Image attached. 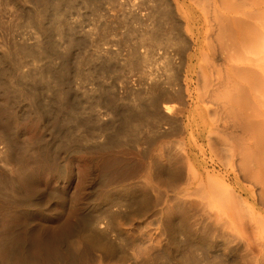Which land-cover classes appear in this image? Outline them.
I'll list each match as a JSON object with an SVG mask.
<instances>
[{
	"label": "bare ground",
	"instance_id": "obj_1",
	"mask_svg": "<svg viewBox=\"0 0 264 264\" xmlns=\"http://www.w3.org/2000/svg\"><path fill=\"white\" fill-rule=\"evenodd\" d=\"M40 1L38 0V3ZM78 1L79 0H42L41 4L40 3L38 4L40 6L36 8V10H33L31 8L33 7V5L30 4L29 6L31 5L32 6L28 7L27 6L28 3L26 4L24 0H0V171L2 173L4 170L7 171L10 165L12 166L15 165V168H16L15 171L18 176L17 178L18 179L26 178L25 180H27L31 176V171H30L31 166H29L28 164L30 162H28V160L26 159L25 154H22L23 156L21 157H17V156L15 157L14 150H17L16 148H22L23 149L22 151L23 152L25 151L26 154L28 152H33V151L40 152L42 150L44 152L46 148L50 149L52 147H54L52 149H55L57 151L56 148L59 149L58 146H60L61 144L67 143L69 140L70 141L74 140L75 142L73 141L72 143L71 141L70 146L66 147L65 149H64L65 146H61V150H64L63 151L64 156L65 155L73 156L74 154H78V152L81 153L82 150L84 149L86 152L87 151L86 149L90 148L91 150V148H93V145L85 144L84 146L83 143H85V141L82 143L83 137L87 135V141L89 142L90 140V143L93 141L94 143L96 142L95 149H101V150H104V152L99 151L101 152L99 155H95L94 152H93L94 155L88 154L89 161L87 160L86 161L89 162V164L86 162L88 165L87 164L85 165L88 166V170H90L93 175L94 174L98 175L99 173L101 177L98 178V180L96 181L97 182L96 184L92 182H88V184L87 182L85 183L83 182L84 184H81V185H83L82 189L86 187L85 189L87 190L89 198H94L96 197V195L99 196L100 198L99 200L101 203L100 208L103 209L102 212H105V213L108 212V215L110 218V225H111L110 229L114 227V223L117 217L121 213V212L119 213V210L117 209L113 210L112 208L114 206L122 205V203L124 202L128 206V209H129L126 212V215L128 214V216L131 214H138L139 216L150 214V216L152 215L157 216L159 220L160 230L158 228H154V232H150V233L147 232V233L139 234L138 239L134 237H125L124 242L123 241L120 243L115 242L109 239L108 227L103 228L104 224L102 223L104 221L100 219L101 213L99 212L100 214L98 213L96 214V210L99 207L97 206L98 208H96V205L94 204L93 206L86 207L82 211L81 218L78 216L80 219L74 218L70 221V226H69L70 229L67 233H64V234L59 233L60 235L57 238L55 237V240L54 238L53 239L49 238V236L47 237L43 236V238L45 239L43 243L51 246V248L49 247L50 249H52L51 244L52 243L55 244L56 249L54 248V250H56L57 253H56V258L52 257L53 259H55L53 261V264H236L238 261H236L235 263L234 260H231L234 257L233 255L229 259L228 257H226V255L224 256L219 251L221 245L219 247L218 244L214 245L208 242L209 238H213L211 237L212 234H215V235L220 234V237H223L225 241L229 240L228 235L230 233H228V235L226 234L227 233L225 231L226 224L224 222H221V220H218L214 222L215 224L214 226H212L211 224V226L207 227L206 225V228L203 227L205 228V230H203V233L200 232V234H197L195 233L193 229L195 228L194 227L195 223L192 221V218H191L192 212H190L189 210L190 209H192V211L198 210L199 204L197 205L194 202L192 204H189V208H185V209H182V211H178L179 203L177 201H178L179 192H181V190H183L184 188L189 187L190 185L194 184L193 179L196 177L195 176L196 174L198 177H200L199 181H202L203 179H205L204 177L207 178L208 176L206 175L204 176V173H203L206 171L205 168L203 167L201 168L199 165L198 166L195 165L193 161L194 155L190 149H187V147L184 148L183 152L182 151L177 152L178 150H180L179 148L180 145L179 147L176 146V148L177 147L179 148V149L177 148V151L170 149L171 151H169V153L167 154L159 153L160 149L163 150V148H158L159 152H155V149L157 148V145H159V144L156 145V143L159 142L162 137H171L175 135L176 133H178L175 131V127L173 124L175 120L178 121L179 116L184 117L185 114H187L186 113L187 108L182 106L183 108H180V109L177 108L178 110H175L176 106L173 103L172 104L175 107H173L174 109L172 108V110L173 111L175 110V111L174 112L171 111V106H170L171 100L169 101L167 97H170V99L177 98V100L179 98V100L183 102L180 105L186 104L188 100L193 102V104L195 102L198 104L200 103L207 104L208 101L210 100L213 102L212 98L215 95L218 96V92L224 86H225L224 90H226V88H228L226 87L227 84L230 83L231 85L232 83L235 82L237 86V84L242 82L243 80L240 78H244L245 76H246L245 78L248 79V82L250 81L249 77L251 78V76L249 75H251L250 73L254 71V70L252 71V68H253L252 65H255V64L257 65L258 61L260 60V57H259V60L257 59L258 60L257 61L255 60L256 57L254 58L253 56H251V54L246 53V55L247 54L249 55L247 56V59H246L243 56V53L246 51L254 53L256 49H258L257 48L258 39H260L258 38V35L260 36V34L258 33L257 35L258 25L261 27L260 29H262L264 26V23H262V21L261 22L258 21L259 20L258 17H260L261 15L258 14L257 16L256 9H255L256 7H260V5L256 6V4L254 3V0H210V1L208 0L209 3L206 4L207 3L206 2L204 5L198 4L197 2L199 0L197 2L195 0H173L175 1V4H172V1L170 0H156V2L159 1L157 3H159L160 5L162 4L163 6L165 5V6L162 7L161 5L160 7H162V9L160 8V10H158L155 7L153 8L151 7V11L148 15L149 16L148 18L151 19V23H149L148 28L145 27L146 28L145 29L142 26L144 29L140 31L138 30L140 28H138L137 30L139 31V35L138 36L136 35L137 36L136 38L131 37L132 34H133L132 36H134V32L136 30L133 27L135 30L131 28V29H128L127 33H125L126 30L124 31V33L127 36L123 37L121 35L122 37H120L119 39H116L118 37L113 39L112 37L110 38V36H113L112 34H115L114 31L116 29L112 30L113 27H115V24H117L118 26L124 25V23L126 22L124 18H126V15L128 14L122 13V15H124L123 18L122 17L120 18L121 16L120 15L119 19H116V17L118 16L117 15L115 16V19H111L110 12H109L111 10H107L106 8L107 6L104 7L103 5L104 2L101 3L102 0L100 1L99 0H82L85 3H88L89 6L92 7V9L94 10V14L96 15V19H95L96 23L94 26L96 27V36H93L95 35L94 30L92 31L88 30V33H90L89 38L91 37L90 38V40L92 41L91 45H93V47H95V49L99 53L91 52L88 54V52L85 51L87 48L86 47L84 50L86 53H83V51L82 53L83 55L84 54H87V55L81 56V54L79 53V50L83 46L82 44H83L84 38L82 39L81 33L79 34L81 35V37L76 35L77 34L75 30L76 25L74 24V22L79 21V20H76V21L74 19H73L74 21L71 20L72 18L70 19L69 14H68V13H71V11L73 12V9L76 10L78 9V7H81L78 5ZM112 1L115 2L116 0H112ZM150 1L152 3V1L154 0H150ZM257 1L259 0H256V3H259V4L260 2L261 3L264 2V0H260L259 2ZM107 2L110 3L111 1L107 0ZM204 2L205 1L203 0V3ZM129 4H133V2ZM152 4H155V3H152ZM123 5L124 4H122V6ZM147 7L150 8V6H147ZM140 9H142V7ZM260 9L262 10V7ZM257 10L260 13L259 9ZM75 12L76 11H74V13ZM79 13H82V12L80 11ZM129 13L132 14L133 12L131 11ZM132 15H134V13ZM93 16L94 15H92V17ZM102 17L106 19L104 21H100L102 20L101 19ZM131 17L134 19L133 16ZM91 20H93V18ZM148 22H150V20ZM259 22L261 25L259 24ZM18 23L19 24L21 23L20 24L21 26H18ZM130 23L128 25L129 28L133 25L132 24L130 26ZM142 23L141 24L139 23V24L142 25ZM134 24H136L137 26L138 22ZM125 25H127V23ZM260 29H259V32H261L262 34L263 31H260ZM87 36L88 35L86 34V37ZM89 38L87 39L89 40ZM260 41L263 42L262 40ZM184 42L186 43L192 42L194 46H193L192 51L190 50L188 53L185 54L186 59H183L182 61L184 64L183 71L178 73L174 69V64H175L174 63L175 60L173 58L174 52L171 49L176 48V51H179V53H181L183 49L187 48V47L184 48V44H185ZM260 44L264 46L263 43H260ZM87 45L90 46V42L87 43ZM89 46H88V49H89ZM113 46H115L117 49L113 48ZM142 47H145V50L143 52L141 49ZM208 47L212 49V50H208L209 52L212 51L211 52L212 54L210 55V58H209V55L207 56L208 58H206L205 56V58L208 59V61L205 59V61H207V63L205 62L206 65L208 64V69L205 72H202L203 78L201 79H203L202 83H204L203 84L204 89L201 90L203 87L200 89L199 87L200 84L197 83L199 82L198 79L200 78L198 77L199 74L197 75L198 64H195L193 62L194 60L196 61L201 55V53L204 52V49ZM161 48H163L164 51ZM159 49H161L164 52L162 53V55H160V57L161 56L164 57L163 60H165L164 61L165 64H163L162 61H160L163 65L162 67L160 66L159 67L160 69L162 68L167 71L168 70L170 71V72L168 71L169 75L166 80L162 79L163 71H161V73L153 72L151 71V69L148 68L151 66V65L149 66L150 63L153 65V63L151 62L152 59L154 60V63H155V59L157 58H155L154 56H156V54L161 51V50L159 51ZM126 50L127 52L125 54L123 51H126ZM261 50L264 51V49H261ZM181 54H183V52ZM118 58L124 59V63L122 61L120 65L123 63L122 65L125 66L126 69L127 67H129L130 69L138 67L140 69V72H142L141 73L142 76L140 75L141 77L137 75L140 77V78L137 77V79L138 78L140 79L139 84L141 86H139L138 84V86L137 87L135 86V88L130 83L131 81L130 78L132 77L133 73L132 75L131 73L130 74L122 73L123 78H121V82L119 83H122L121 86L124 88L123 92L127 90L125 92H128V94H126L125 97H121V98L119 97V98L121 100L122 98L124 100L126 98H128L127 100L131 99V101H129V104H126L127 102L126 103L123 102V104H121V102H119V98H116L117 97V94H116L115 98H116V101L118 100L119 103L115 102V100H111L112 102L108 104L106 103L107 105H105L104 111L99 110L101 108V105H100L101 98L100 99L97 98L99 100L96 101V103L97 105L98 104L100 105V108H97L99 106L94 105L95 104L94 103L93 105L91 104V106L89 107L92 110L91 112L87 113L89 111L88 110L87 112L85 111L87 114L86 113L84 114L82 112L81 113L79 112L78 114L73 106V101L76 99L71 92V89H72L71 87L73 84H75V87L77 88L76 91H79V88L82 89L81 84L79 85L78 82L75 81L76 77L78 78L81 77L83 80H86L87 83H90L88 82L89 81L88 79H92V77H90L92 72L90 73L89 68L86 69L88 71L84 69L87 67V65L85 67L80 68V67H77L78 65L76 66L75 64L76 63L79 64V61L82 62L83 64L84 63L86 64L87 62H90V61L94 62L95 60L99 61L100 59V63L98 65L100 66L101 64L103 68L105 67L104 70H111L110 69L111 67L109 66L112 63L111 64L109 63L112 61L115 62L114 60ZM255 61H257V63ZM262 61L264 62V60ZM119 62L117 60L118 64ZM251 66L252 68H250ZM155 67L157 69L156 65ZM205 67L207 68V66H203V68ZM257 69L260 70L259 65ZM100 70H103V69H100ZM178 70H180V68ZM118 71L121 72L120 69ZM132 71L134 72V70ZM261 71H263L262 67H261ZM115 72H117V69ZM119 72H117L115 77L120 74ZM129 72H131V70ZM257 72L255 73L257 74ZM112 73H114V71ZM137 73L140 74L138 71ZM258 73H259L258 74L259 76L262 72L261 73L258 72ZM107 74H108V71H107ZM247 74H249L248 77H247ZM103 75L105 74L103 73ZM261 75L262 76H259V77H262V79L259 78L258 79L259 82H261V80L262 82L264 81L263 79L264 73H262ZM239 79L241 81H239ZM246 79L244 80L247 81ZM254 79L251 78L252 82L256 83L253 81ZM83 80L81 82H84ZM114 80H117V79L114 78ZM117 81H120V80L118 79ZM137 81L138 80H136V82ZM237 81L239 82L237 83ZM255 81H257V79H255ZM196 83L199 85H195ZM135 84L136 83H134V85ZM262 84L263 83H261V85ZM90 85L92 86L93 83ZM117 85L119 86V84ZM254 85L255 84L251 86L250 85L249 86L246 85V86L254 87ZM86 86H88V84ZM234 86L231 89H234L236 87ZM119 88L120 87H118V89ZM238 88L236 89L237 90L236 92L241 90V88L240 89ZM87 89L84 88V90H87ZM106 89L107 88H105V90ZM253 89H255V87ZM97 90L99 89L97 88ZM247 90H248L247 94L249 96L250 89H247ZM242 91H246V90H244L243 88ZM84 92H85L84 94L83 92L81 94H83L84 97L88 96L86 95L87 91H84ZM89 93H90V90H89ZM255 93L256 92H254V94ZM98 94L101 95L103 93L100 92ZM120 94H124V93H120ZM79 97H83V96H79ZM99 97H102V95ZM112 97L113 98L111 99H115L114 96ZM218 98L220 99V97ZM95 99L92 98V100H95ZM166 99L168 100V102L164 101ZM87 100H90V99H87ZM219 101L221 100H218L217 102L219 103ZM217 102L215 104L217 105L218 108L217 107L216 108L218 109V112L221 113L222 108L224 107L225 103L224 105H222L223 103L220 102L221 105L223 106L222 107L221 105H218ZM174 103L179 105L177 102H174ZM101 104H105V103H101ZM78 105L80 104L78 103L77 106ZM214 109H215V106L213 110ZM229 110L230 111L228 110L226 111H228V113L229 112L231 113L233 111L231 110V108ZM237 111H234L233 115L230 114L231 115L230 117L234 116V119H235L234 114ZM218 112L215 110V113H218ZM228 113L226 112L223 116H225ZM104 114H107L109 117L112 115L111 123L117 124L116 130L117 129L121 130V128L123 127L126 130H128V131L125 130L126 132H129L132 135L131 136L129 133H127L128 137L129 136L131 137L130 144H128L130 145V147L125 148V144L127 145V143H125L123 146L122 141L125 142V140H122L121 142H122V146L124 147V149L119 148L118 150H116L114 148L115 149L114 150L112 148L113 151H111L110 148L116 146L115 144H118L119 141L115 143L116 141L114 142L113 140H111L110 133H109V139H107L108 129H110L111 125H109L110 121L109 122L106 121L108 122L107 125L102 122V119H103L102 116ZM213 114H214V111H213ZM217 116L215 115L216 118ZM223 116L221 117V121L226 117V116L225 117ZM243 117H246V116L244 115ZM15 118L17 120H25L26 118H36L43 129L42 135L40 133L39 134L41 136H38L35 134V136H38V137L35 139H32V141L31 140L29 142L28 141L24 142V140L22 141L21 140L22 136L20 133L21 130L19 131V129L17 128L16 126L17 122L15 121ZM217 120L218 119H216L215 122L219 121ZM233 120L229 122H232ZM180 122H179L178 127H181ZM184 124H185V127L187 128L188 123H184ZM215 127L216 128L218 127V130L220 129L222 130L220 126H215ZM251 127H252V122L249 123L246 120V118L245 119L239 118L238 120H236V122H234V127L232 128H235V130L237 129V131L240 130L243 135L248 130H251ZM144 128L147 129V131H145L146 133H143L144 131H142V129ZM42 129H40L41 132H42ZM112 129L113 128H111L110 130ZM138 129H139V132L141 131V133L137 135ZM176 130H179V129H176ZM231 130L233 129H230V131ZM105 131H107L106 132L107 134H105ZM237 131H236V135L241 136L240 135L241 133ZM225 132L227 133V130ZM104 134L106 136L105 138L106 140L103 138V141H100L99 140L100 137L103 136ZM142 134H145V135H142ZM252 134L250 135L252 136ZM115 135L117 136L116 133ZM234 135L235 134H233V136ZM246 135L248 134L246 133ZM166 139L167 138H165L164 140ZM175 139L177 140V138H174V140ZM250 139L252 140V138ZM171 140L172 139H170V141ZM141 143H145L143 144V146L144 145H147V146L142 147V149L140 150H135L134 147L135 146L137 147L138 145L140 146ZM165 144L168 145V143H165ZM67 145H69V143H67ZM86 145L88 146L86 147ZM173 145L175 146L176 143ZM119 146H121V144ZM160 146H161V143H160ZM174 146L171 145V148ZM235 147H236V144H235ZM176 148L174 147V149ZM52 151L53 150H51V156H52ZM56 151H55V154H56ZM59 151L60 149L57 152ZM239 151H236L237 155L238 153L240 155ZM241 151H243L242 148H241ZM23 152H20V153H23ZM47 152H48V149H47ZM90 153L93 154L92 152ZM29 154H27L26 156L29 157ZM33 155L34 153L31 154V156ZM38 155L39 153L36 155L37 158H38ZM48 155L50 156V152H48ZM234 156L235 155H233L232 157ZM32 158H34V156ZM233 159H235V157ZM241 159H243V157ZM245 159L246 158H244V160ZM244 160L243 162H245ZM239 162H240V159H239ZM38 164L41 165L40 163ZM135 164H138L144 167L145 168L144 170H146V172H144L145 180H143L142 178V181H144V183H142L141 181V184H139L140 182L138 181L139 182L138 184L126 185L124 182H119L118 179H117L118 182H116L112 178L115 175L114 172L120 169H123V168L125 169V167H132ZM239 166H241V163ZM35 167L37 166L35 165ZM15 168L13 167V170ZM244 168L246 169V166ZM241 169L243 170V166ZM251 169H253V167ZM187 170L194 171L195 174L194 176L192 175L194 178H192L191 176V178L189 179L188 174L186 176ZM244 171L246 170H243V172ZM248 171L249 169L247 170V172ZM106 172H109L107 174L110 177L105 176ZM5 173L3 174L4 176H5ZM9 173L11 174V172ZM236 173L239 175L238 172ZM251 173L249 175L244 174V173H243L244 175L243 174L241 175L243 176L247 175L250 177ZM1 175L0 177H3ZM253 175H251V177ZM0 179L2 180V178ZM8 179L9 178H7L6 180ZM15 179H16V176H15ZM31 179H32V176H31ZM16 181L17 179L14 180L11 177V179L8 182L9 185L12 187L13 191L14 190L16 191V188H18L19 186V185L17 186ZM4 182L2 185H6ZM27 183L24 185V190H26L25 187ZM133 183H135V181ZM96 186H103V188L101 187V190L98 192L96 190ZM58 190L59 188H55L53 191H51L52 193L50 195L53 197L58 192ZM7 191L9 192V190ZM2 192H5V191H2ZM1 200L4 201L3 197L1 198ZM9 201L10 200H7V202ZM42 201H44L43 198H42ZM4 202H2V204ZM21 202H22V205H24V208L26 209V213L29 214L28 216L29 222L27 221L28 223H26L28 224V227L24 233L26 234L25 235L26 238L24 237L23 240H21L22 236H19V234L21 233H19V231L16 233V229L13 227L14 225L12 226L13 227L12 228L9 223L10 219L7 217L6 214L2 213L3 215H0V264H31L32 255L30 253L29 248L32 243L29 245L28 240H31V238L30 239L28 238H29V232L31 231V228L33 225V221L30 220L31 218H33V216L30 217V214H32L33 212L32 211H31L32 213L30 211L27 212V210H30V207L32 205H34L35 203H39V202L37 201V199L33 200L32 198H29V197L22 198ZM9 203L8 205H10ZM2 207L0 205V208ZM7 208L9 207L7 206ZM49 208H51V206H49ZM24 211L23 213H25ZM194 213L195 212H193V214ZM13 215L16 216L17 214L16 215L13 214ZM14 216L12 217L10 215V217L13 219H14ZM31 221H32V225H31ZM52 221L54 220L52 219ZM221 226L225 229L222 230ZM219 227L221 228V231H220L221 233L219 232ZM179 233H183L184 237L181 238L179 236L181 238L179 239L178 237ZM164 241L165 242L167 241L168 245H164L163 243ZM229 242L231 243L230 240ZM135 243H137V247L132 252H130L129 251L130 244H135ZM227 243L228 242L226 241V244ZM233 245L231 244L230 246H228L227 244V246L223 249V251L229 252V251L235 250L234 247H231ZM20 247L22 248L21 250H19ZM51 253H53V251ZM229 254H232V253L229 252ZM160 259H162V263L159 262L161 261Z\"/></svg>",
	"mask_w": 264,
	"mask_h": 264
},
{
	"label": "rangeland",
	"instance_id": "obj_2",
	"mask_svg": "<svg viewBox=\"0 0 264 264\" xmlns=\"http://www.w3.org/2000/svg\"><path fill=\"white\" fill-rule=\"evenodd\" d=\"M25 2H26V4H27V6L28 7H31L32 5H33V7H31L33 10H36V8H38L40 5H38L39 3L41 4V2H42V0L38 3V0H24ZM100 1V0H99ZM111 2V4L110 3H108L107 2V0L105 1V0H102V2L101 3H103V5H104V7H106L107 8V10H111V11H109L110 12V17H111V19H115V16H117L116 17V19H119V16H120V18L122 17L123 18V16L124 15H122V13H124V14H128V15H126V18H124L125 19V23H124V25H122V26H118L117 24H115V27H113V29L112 30H115L114 31V33L116 34H112L113 36H110V38L112 37L113 39H115L116 37H118V38H116V39H119L120 37H124V36H127L125 33H127V31H128V29H131V28H133L134 30H135V32H134V36H132L131 35V37H134V38H136L138 35H139V31L140 30H143L145 27L146 28H148L149 26V23H151V19L150 18H148L149 16V13H150V11H151V7L153 8V7H155V8H157L158 10H160V8L162 9V7H164L162 4V7H160L161 5L159 4V3H157V2H159V1H157L156 2V0H154V1H152V3H155V4H152L151 3V1L150 0H116L115 2L114 1H112V0H110ZM123 1H124V3H123ZM130 1V2H129ZM144 1V2H143ZM170 1H172V4H175V1H173V0H170ZM196 2L198 1V0H195ZM205 2L203 3V0H202V2H201V0H199L197 3L198 4H201V5H204L206 2V4H208L209 2H208V0H204ZM210 1V0H209ZM260 1V0H259ZM259 1H257V2H259ZM81 4H80V3ZM83 2V3H82ZM109 4H107V3ZM126 2V3H125ZM131 2H133V4L135 5H133V4H129V3H131ZM142 3H143V5H142ZM150 3H151V5H150ZM203 3V4H202ZM254 3L256 4V6H259L260 5V7H256L255 9H256V13H257V16H258V14H260L259 16L260 17H258V21H262V23H264L263 22V20H264V17H263V13H264V2L263 3H261L260 2V4L259 3H256V0H254ZM30 4H32L31 6H29ZM36 4H37V6H36ZM122 4H124L123 6H122ZM139 4V5H138ZM141 4V5H140ZM254 4V5H255ZM78 5L79 6H81V7H78V9H73V12L71 11V13H68L69 14V18L71 19V20H79V21H76V22H74V24L76 25V35H78L79 37H81V35H82V39L84 38V41H83V46H84V48H83V46H82V50L80 49L79 50V53L81 54V56L83 55V53H86V52H88V54L89 53H91V52H98L96 49H95V47H93V45H91V43H92V41L90 40V38H89V34L90 33H88V30H94L95 31V35H93V36H96V27H94L95 26V23H96V15L94 14V10L92 9V7L91 6H89V4L88 3H85L84 1H78ZM114 5V6H113ZM115 5H116V7H115ZM127 5H129V6H127ZM145 5V6H144ZM154 5V6H153ZM34 6H36V7H34ZM139 6V7H138ZM147 6H150V8H148ZM157 6V7H156ZM88 7H90V8H88ZM116 9H115V8ZM125 7H127V8H125ZM130 7V8H129ZM136 7V8H135ZM142 7V9H140ZM254 7V6H253ZM262 7V10H263V12H262V10L260 9ZM35 8V9H34ZM108 8H110V9H108ZM112 8V9H111ZM113 8H114V10H113ZM122 8V9H121ZM131 8H133V9H131ZM139 8V9H138ZM146 8H148V9H146ZM81 9V10H80ZM89 9V10H88ZM124 9H125V11H124ZM135 9H137V10H135ZM257 9H259V11H260V13L258 12V10ZM82 12V13H79L80 11ZM116 10V11H115ZM129 10V11H128ZM74 11H76L75 13H74ZM78 11V12H77ZM119 11V12H118ZM133 12L134 13V15H132V14H130L129 12ZM149 11V12H148ZM90 12V13H89ZM121 12V13H120ZM142 12V13H141ZM262 12V13H261ZM77 13V14H76ZM111 13H112V15H111ZM117 13V14H116ZM119 13V14H118ZM136 13V14H135ZM148 13V14H147ZM78 14H79V16H78ZM83 16H85V17H83ZM85 14H87V15H85ZM141 14V15H140ZM146 14V15H145ZM72 15V16H71ZM92 15H94L93 17H92ZM130 15V16H129ZM136 15V16H135ZM114 16V17H113ZM131 16H135L134 17V19L131 17ZM145 18H144V17ZM147 16V17H146ZM79 19H78V18ZM81 17V18H80ZM88 17H89V19H88ZM93 18V20H91L92 18ZM110 17H109V19H110ZM127 17H129V18H127ZM137 17H138V19H137ZM141 17V18H140ZM262 17V18H261ZM86 18V19H85ZM91 18V19H90ZM136 18V19H135ZM143 18V19H142ZM83 19V20H82ZM102 20H100V21H104L106 18H101ZM128 21H127V20ZM130 19V20H129ZM148 19V20H147ZM18 20V19H17ZM73 20V21H74ZM136 20V21H135ZM150 20V22H148ZM72 21V22H73ZM93 21V22H92ZM135 21V22H134ZM139 21H141V22H139ZM18 22V21H17ZM20 22V21H19ZM87 22V23H86ZM91 22V23H90ZM131 22V23H130ZM133 22V23H132ZM138 22V24H137V26H136V24H134V23H137ZM143 22V23H142ZM260 22H259V24H260ZM127 23V25H125ZM129 23H130V28H129ZM142 23V25H140V24ZM144 23H146V24H144ZM21 24V23H20ZM19 23H18V26H21ZM78 24V25H77ZM83 24V25H82ZM91 24V25H90ZM92 24H93V26H92ZM87 25V26H86ZM261 25V24H260ZM23 26V25H22ZM78 26V27H77ZM84 26V27H83ZM92 26V27H91ZM144 28H143V27ZM263 26V25H262ZM81 27V28H80ZM83 27V28H82ZM88 27V28H87ZM117 27V28H116ZM120 27H122V28H120ZM128 27V28H127ZM137 27V28H136ZM95 28V29H94ZM138 28H140V29H138ZM145 28V29H146ZM261 27L258 25V29H257V35H258V33L260 34V36L258 35V38H260V39H258V49H256V51L254 52V53H252V52H244L243 53V56L247 59V56H249L248 54H251V56H253L254 58L256 57V59L255 60H259V57H260V60L258 61V64L256 65H252L253 66V68H252V66L250 67V68H252V71L253 72H251L250 74L251 75H249V74H247V77H248V75L249 76H251V78L252 79H257V81H255V79L253 80L254 82H256V83H253L252 82V80H251V78L249 77V82H248V79H246L245 77L244 78H240V79H243L242 80V82H240V83H238L239 81H241L240 79H239V81H237V86H236V83L234 82V83H232L231 85H230V83L229 84H227L226 85V87H228V88H226V90H224L225 89V86L222 88V89H220V91L218 92V96L217 95H215L213 98H212V100H213V102L210 100V101H208V103L207 104H201L200 102V104H198V103H194L193 104V102H191L190 100H188L187 102L189 103H187L186 102V104H182V105H180L181 103H183L181 100H179V98H178V100H177V98H172V99H170V97H167V99L170 101V106H171V111H173L172 110V108L173 107H175V110H178V109H180V108H183V107H185V108H187V110H186V113L187 114H185V116L184 117H182V116H179V119H178V121H176L175 120V122H174V127H175V131L176 132H178V133H176L175 135H173V136H171V137H162L161 139H160V143H161V146H160V143L159 142H157L156 143V145L157 144H159V145H157V148L155 149V152H159V149L158 148H163V150L162 149H160V152L159 153H161V154H167V153H169V151H171V150H176L177 151V148L179 147V145H180V150H178L177 152H183V150H184V148L185 147H187V149H190L191 150V152L193 153V155H194V159H193V161H194V163H195V165H199L201 168L203 167V168H205V172H203L204 173V176L206 175V176H208L207 178L206 177H204L205 179H203L202 181H199V179H200V177H198L197 176V174L195 175L196 177L194 178L193 176H194V171H190V170H187L186 171V176H187V174H188V177H189V179L191 178V176H192V178H194L193 180H194V184H192V185H190L189 187H186V188H184L183 190H181V192H179V194H178V203H179V206H178V211H182V209H185V208H189V204H192V203H196L197 205L199 204V209L198 210H194V211H192V209H190L189 211L190 212H192V215H191V218H192V221L195 223L194 224V227L195 228H193L194 229V231H195V233H197V234H200V232H202L203 233V230H205V228H206V225H207V227L208 226H211V224H212V226H214L215 224H214V222H216V221H218V220H221V222H224L226 225V234L228 235V233H230L228 236H229V240L231 241V243L229 242V240H226L228 243V246H230L231 244L233 245V246H231V247H234V249L235 250H233V251H229L230 253H232V254H229V252L227 251V252H225V251H223V249L227 246V244H226V241L223 239V237H220V234H212V236L211 237H213V238H209L208 239V242H210L211 244H214V245H216V244H218V246L220 247V245H221V247H220V252L225 256L226 255V257H228L229 259L232 257V255L234 256L233 257V259H231V260H234L235 261V263H236V261H238L236 264H264V81L262 82V80H261V82H259V78L260 79H262V77H259V76H262L261 74L262 73H264V62L262 61V60H264V51L263 50H261V49H264L263 47V45L262 44H260V43H263L264 44V26H263V30L262 29H260ZM139 31H138V30ZM259 29H260V31H263V33L261 34V32H259ZM82 30V31H81ZM83 30H85V31H83ZM126 30V31H125ZM81 31V32H80ZM124 34H122L121 32ZM124 31H125V33H124ZM138 31V32H137ZM117 32V33H116ZM81 33V35H79ZM84 33V34H83ZM113 33V32H112ZM118 33H119V35H118ZM86 34L88 35L87 37H86ZM115 35V36H114ZM122 35V36H121ZM137 35V36H136ZM261 37H262V39H261ZM87 38H89V40L87 39ZM85 40H87V41H85ZM260 40H262L263 42H261ZM86 42V43H85ZM90 42V46L89 45H87V43H89ZM185 44H184V48L185 47H187V48H185V49H183L182 50V52H183V54H181V53H179V51H176V48L175 49H171L173 52H174V60L176 61H174V69H175V71H177L178 73L179 72H182L183 71V59H186V53H188L190 50L192 51L193 50V46H194V44L192 43V42H190V43H186V42H184ZM188 45V46H187ZM88 46H89V49H88ZM92 46V47H91ZM115 46H117V45H115ZM115 46H113V48H116ZM191 46V47H190ZM87 47V48H86ZM92 49H91V48ZM85 48H86V50H85ZM117 49V48H116ZM116 49H114V50H116ZM142 49V52L145 50V47H142L141 48ZM163 51H164V49L163 48H161ZM161 49H159V51L161 50ZM189 49V50H188ZM86 52H85V51ZM91 50V51H90ZM92 50H94V51H92ZM158 51L159 53H157L156 54V56H154L155 58H157V59H155V63H154V60L152 59L151 60V62L153 63V65L150 63L149 64V66L150 67H148L149 69H151V71H153V72H159V73H161V71H163V73H162V79L164 80H166L167 79V77H168V73L170 72L169 70V72L167 71V70H165V69H160V67H162V65L163 64H165L164 63V61L165 60H163L164 59V57H160V55H162V53H164L163 51ZM208 50H212V49H210L209 47L208 48H206V49H204V52H203V50H202V52L203 53H201V55L199 56V58L195 61L194 60V62L193 63H195V64H198V69H197V75H198V77H200L199 79H198V81L199 82H197V83H199L200 84V89L204 86L203 84L204 83H202L203 82V79H201V78H203L202 77V75H203V73L202 72H205L207 69H208V64L206 65V63H207V61H208V59H206V58H208L207 56L209 55V58H210V55L212 54L211 52L212 51H208ZM82 51H83V53H82ZM207 51V52H206ZM259 51V52H258ZM125 54H126V52H127V50L126 51H123ZM258 52V53H257ZM99 53V52H98ZM176 53V54H175ZM246 53H248L247 55H246ZM246 56H245V55ZM84 55H87V54H84ZM83 55V56H84ZM177 56H178V58H177ZM183 56V57H182ZM205 56H206V58H205ZM177 59H176V58ZM180 57H181V59H180ZM258 57V58H257ZM162 58V59H161ZM251 58V57H250ZM250 58H248V59H250ZM205 59L207 60V61H205ZM253 59V58H252ZM117 60H118V62H119V64L117 63ZM179 62H178V61ZM115 62H110L109 64H111L109 67H111L110 69L112 70H104L105 69V67L103 68L102 66H101V64H100V66L98 65L99 63H100V59H99V61H90L91 62V64H90V62H87L85 65L82 63V62H80L79 61V64H75L77 67H80V68H82V67H85L86 65H87V67L86 68H84L85 70L87 69V68H89V71H90V73H91V76L90 77H92V79H88L87 81L88 82H90V83H87L86 82V80H83L81 77H76V79H75V81H77L78 82V84L80 85L81 84V86H82V89L81 88H79V91H76L77 90V88L75 87V84H73L72 85V89H71V92H72V94H73V96L75 97V99L76 100H74L73 101V106H74V108H75V110H76V112L79 114V112L81 113H86L88 110V112L87 113H89V112H91L92 110H91V108H89L90 106H91V104L93 105L94 103V105H96V106H99V107H97V108H100V105H101V108L99 109V110H102V111H104L105 109H104V107H105V105H107L108 103H110V102H112L111 100H115V102H117V103H119V102H121V104H123V102L124 103H126V104H129V101H131V99H129V100H127L128 98H126L125 100L122 98V100H124V101H122L120 98L121 97H125L126 96V94H128V92H125V91H127V90H125L124 92H123V90H124V88L121 86L122 85V83H119V82H121V78H123L122 76H123V74L124 73H131V75H132V73H133V75H132V77L130 78V83L134 86V88H135V86L137 87L138 86V84L140 83V77L142 76V72H140V69L138 68V67H135V68H132V69H130L129 67H127V69H126V67L125 66H123L122 64L124 63V59H120V58H118V59H115L114 60ZM123 61V63L120 65V63ZM160 61H162V63L160 62ZM198 61V62H197ZM257 61H255L256 63H257ZM159 62V63H158ZM181 62V63H180ZM206 62V63H205ZM117 63V64H116ZM89 64V65H88ZM178 64V65H177ZM244 64V63H243ZM81 65H83V66H81ZM91 65V66H90ZM115 65H117V66H115ZM155 65L157 66V69H156V67H155ZM246 65V64H245ZM258 65H259V68H260V70L259 69H257V67H258ZM93 66H94V68H93ZM160 66V67H159ZM181 66V67H180ZM203 66H207V68L205 69V68H203ZM255 66V67H254ZM262 67V69H263V71H261V67ZM101 67V68H100ZM119 67V68H118ZM125 67V68H124ZM176 67V68H175ZM97 68V69H96ZM99 68V69H98ZM112 68H114V69H112ZM180 68V70H178V69ZM254 68H256V69H254ZM94 69V70H93ZM96 69V70H95ZM100 69H103V70H100ZM116 69H117V72H119L118 70L120 69V71L121 72H119L118 74V76H116L115 77V75L117 74V72H115L116 71ZM123 69V70H122ZM131 70V72H129L130 70ZM136 69V70H135ZM156 69V70H155ZM160 69V70H159ZM174 69H172V70H174ZM205 69V70H204ZM125 70V71H124ZM132 70H134V72L136 73H134ZM155 70V71H154ZM159 70V71H158ZM165 70V71H164ZM200 70V71H199ZM259 70V71H258ZM86 71H88V70H86ZM94 71V72H93ZM101 71V72H100ZM107 71H108V74H107ZM114 71V73H112ZM122 71H124V72H122ZM128 71V72H127ZM137 71L140 73V74H138L137 73ZM262 72L259 76H258V72ZM99 72V73H98ZM165 72V73H164ZM199 72V73H198ZM255 72H257V74L255 73ZM98 73V74H97ZM101 73H102V75H101ZM103 73L105 74V75H103ZM110 73V74H109ZM123 73V74H122ZM176 73V72H175ZM94 74H95V76H94ZM113 74V75H112ZM155 74V73H154ZM154 74H152V75H154ZM177 74V73H176ZM201 74V75H200ZM97 75V76H96ZM111 75V76H110ZM120 75H121V77H120ZM130 75V76H131ZM136 77H135V76ZM137 75H141L140 77L139 76H137ZM164 75V76H163ZM179 75V74H178ZM254 75H255V77H254ZM94 76V77H93ZM109 76V77H108ZM113 76V77H112ZM166 76V77H165ZM253 76V77H252ZM102 79H101V78ZM104 77V78H103ZM107 79H109L110 77V79L109 80H107ZM137 77H139L138 79H137ZM264 77V76H263ZM97 78V79H96ZM114 78H116L117 80L119 79L120 81H117V80H114ZM134 78V79H133ZM136 78V79H135ZM79 79V80H78ZM105 79V80H104ZM244 79H246L247 81H245ZM264 79V78H263ZM84 81V82H81V81ZM93 80H94V82H93ZM133 80V81H132ZM136 80H138L137 82H136ZM80 81V82H79ZM91 81H92V83H93V85L91 86L90 84H92L91 83ZM108 81V82H107ZM113 81V82H112ZM245 81V82H244ZM112 83V85H111V83ZM118 82V83H117ZM201 82V83H200ZM248 82V83H247ZM252 82V83H251ZM85 83V84H84ZM134 83H136L135 85H134ZM195 84V85H199V84ZM247 83V84H246ZM261 83H263L262 85H261ZM77 84V83H76ZM83 84V85H82ZM88 84V86H86ZM99 84V85H98ZM117 84H119V86L117 85ZM234 84H235V86H234ZM244 84V85H243ZM253 85V84H255V85H257V86H255L254 85V87H255V89H253L254 87H248V86H246V85ZM98 87H97V86ZM114 85V86H113ZM202 85V86H201ZM228 85H230V86H228ZM259 85V86H258ZM92 88H91V87ZM96 86V87H95ZM113 88H112V87ZM139 86H141L140 84H139ZM235 87L234 89H231L232 87ZM101 89H100V88ZM117 89H116V88ZM118 87H120L119 89H118ZM238 87H240L241 88V90H239L238 92H236L237 90V88ZM247 87V88H246ZM84 88L85 89H87V90H84ZM97 88L99 89V90H97ZM105 88H107L106 90H105ZM110 90H109V89ZM240 88H238V89H240ZM243 88H244V90H246V91H242L243 90ZM74 89V90H73ZM81 89V90H80ZM94 89V90H93ZM117 91V93H116V91ZM204 89V87L201 89V90H203ZM247 89H250V94H249V96H248V94H247V92H248V90ZM254 91H253V90ZM89 90H90V93H89ZM110 91V92H108V91ZM228 90H230V91H228ZM76 91V92H75ZM84 91H87V93H86V95H88V96H85L84 97ZM95 91V92H94ZM103 93V94H101L102 95V97H99V96H101L100 94H98V93ZM112 91V92H111ZM113 91H115V92H113ZM121 91V92H120ZM225 91V92H224ZM227 91V92H226ZM83 92V94H81ZM106 94H105V93ZM223 92V93H222ZM254 92H256L255 94H256V96H255V94H254ZM94 93H95V95H94ZM112 93H114V94H112ZM120 93H124V94H120ZM221 93V94H220ZM237 93V94H236ZM107 94H109V95H107ZM116 94H117V97H116ZM224 94V95H223ZM120 95H122V96H120ZM221 95V96H220ZM79 96H83V97H79ZM94 96V97H93ZM106 96V97H105ZM112 96H114V98L116 97V98H119V102H118V100L116 101V98L115 99H111V98H113ZM253 96H255V97H253ZM87 97H89V98H87ZM218 97H220V99L218 98ZM78 98V99H77ZM80 98H81V100H80ZM83 98V99H82ZM92 98H96L95 100H92ZM97 98H101L100 100L102 101H100V105L98 104L97 105V103H96V101H98L99 99H97ZM218 98V99H217ZM87 99H90V100H87ZM164 100L165 102H168V100ZM174 99V100H173ZM214 99H215V101H214ZM81 102H79V101ZM106 102H105V101ZM176 100V101H175ZM218 100H221V101H219V103L217 102ZM91 101V102H90ZM93 101H95V102H93ZM173 101V102H172ZM179 101V102H178ZM77 102V103H76ZM84 102V103H83ZM114 102V101H113ZM164 102V103H165ZM174 102H177L179 105H177V104H175ZM217 102V104L218 105H221V103H223L222 105H224V103H225V105H224V107L222 108V112L220 113V112H218V107H217V105L215 104ZM221 102V103H220ZM80 104V105H78L77 106V104ZM88 103V104H87ZM101 103H105V104H101ZM107 103V104H106ZM175 105H173V104ZM84 104V105H83ZM211 104H213V105H211ZM215 104V105H214ZM76 105V106H75ZM186 105V106H185ZM82 106V107H81ZM85 106V107H84ZM178 106V107H177ZM183 106V107H182ZM213 106V107H212ZM214 106H215V109L213 110V108H214ZM217 107V108H216ZM84 110H83V109ZM94 108V107H93ZM92 108V109H93ZM178 108V109H177ZM231 108V110H233L231 113L229 112L228 113V111H230L229 109ZM236 108V109H235ZM80 111H79V110ZM174 109V108H173ZM78 110V111H77ZM82 110V111H81ZM174 110V111H175ZM215 110L218 112V113H215ZM226 110H228V111H226ZM238 110V111H237ZM86 111V112H85ZM173 111V112H174ZM213 111H214V114H213ZM234 111H237V112H235V119H234V116H232V117H230L231 115L230 114H232L233 115V113H234ZM97 112V111H96ZM227 112L228 114H226L225 116L227 117H225V116H223L225 113ZM86 113V114H87ZM220 113V114H219ZM105 115V116H104ZM103 116H102V122L103 123H105L106 125H107V123L109 122V125H111V127H110V129L111 128H113L112 130H110V129H108V134L106 133L107 131H105V134H107V139H109V133H110V139L111 140H113L115 143H117V141H119L118 142V144H115L116 146H114V147H111L110 149H111V151H113L112 150V148L114 149H116V150H118L119 148L121 149V148H123L124 149V144L125 143H127V145L125 144V148L127 147H130V145H128V144H130V136L128 137V134L127 133H129V132H126V131H128V130H126L125 128H121V130L120 129H117L116 130V128H117V124H113V123H111V117H112V115L109 117L107 114H104ZM215 115L217 116V118L215 117ZM240 115H242V116H240ZM246 116V117H243V116ZM109 118H108V117ZM225 117L222 121H221V117ZM240 116V117H239ZM15 117V116H14ZM107 117V118H106ZM190 117V118H189ZM215 117V118H214ZM220 117V118H219ZM238 117V118H237ZM107 120H106V119ZM237 118V119H236ZM239 118H243V119H245L246 118V120L250 123V122H252V127H251V130H248L246 133L248 134V135H246V133L245 134H243L242 135V133H241V131L240 130H238L237 131V129L235 130V128H232V127H234V122H236V120H238ZM181 119V120H180ZM216 119H218L217 121L218 122H215V120ZM229 119V120H228ZM233 120L232 122H229V121H231V120ZM228 122H227V121ZM15 121L17 122V124H16V126H17V128L19 129V131H20V133H21V140L23 141L24 140V142H29L30 140L32 141V139H35V138H37L38 136H41L42 135V133H43V129H42V127H41V125H40V123L37 121V119L36 118H26L25 120H17L16 118H15ZM106 121H108V122H106ZM181 121V122H180ZM192 121V122H191ZM177 122V123H176ZM179 122H180V126L181 127H178L179 126ZM194 122V123H193ZM176 123V124H175ZM184 123H188V126H187V128L185 127V124ZM191 123V124H190ZM231 123H232V125H231ZM254 123V124H253ZM194 124V125H193ZM226 124V125H225ZM114 127H113V126ZM177 125V126H176ZM229 125H231V126H229ZM255 125V126H254ZM183 126V127H182ZM192 126V127H191ZM215 126H220L221 128H222V130L220 129V127H219V129L220 130H218V127L216 128ZM226 129H225V128ZM40 129H42V132H41V130ZM144 129H146V128H144ZM144 129H142V131H144L143 133H146L145 131H147V129L146 130H144ZM176 129H179V130H176ZM183 129V130H182ZM229 129V130H228ZM230 129H233V130H231L230 131ZM111 132H110V131ZM116 130V131H115ZM126 130V131H125ZM227 130V133L225 132ZM117 131H118V133H117ZM125 131V132H124ZM223 131V132H222ZM229 131V132H228ZM233 131V132H232ZM236 131L237 132H240L241 134V136H238V135H236ZM253 131V132H252ZM179 132H181V133H179ZM231 132V133H230ZM235 132V133H234ZM252 134V136L249 134ZM41 135H40V134ZM84 133V132H83ZM114 133V134H113ZM115 133L117 134V136L115 135ZM123 133V134H122ZM126 133V134H125ZM139 133H141V131L139 132V129H138V131H137V135L139 134ZM235 134L234 136H233V134ZM35 134L36 135H38V136H35ZM85 134V133H84ZM105 134L103 135V136H101L100 137V139H99V137H98V139L100 140V141H103V138L105 139L106 138V136H105ZM112 134V135H111ZM122 134V135H121ZM130 134V133H129ZM32 135H34V136H32ZM131 135V134H130ZM141 135V134H140ZM142 135H145V134H142ZM105 136V137H104ZM113 136H114V138H113ZM122 136H124V137H122ZM127 136V137H126ZM132 136V135H131ZM235 137H237V138H235ZM239 137V138H238ZM245 137H246V139L248 140H246L245 139ZM255 137V138H254ZM26 138V139H25ZM31 138V139H30ZM125 138V139H124ZM128 138V139H127ZM165 138H167L166 140L168 141H166V140H164ZM174 138H177V140H178V138H179V140L177 141L176 139V141L174 140ZM250 138H252V140L250 139ZM29 139V140H28ZM115 139V140H114ZM170 139H172L171 141H170ZM181 139V140H180ZM236 139V140H235ZM250 139V140H249ZM83 141H82V143L85 141V143H83L84 144V146H85V144H88V145H93V148H91V150H90V148H88V149H86L87 151L85 152V149L84 150H82V152L80 153V152H78V154H74L73 156H64L63 154H64V150H61V146H65L64 147V149L66 148V147H68V146H70V143H71V141H72V143H73V141L74 140H69L67 143H69V145H67V143H63V144H61L60 146H58L59 147V149H60V151L59 152H57L59 149L58 148H56L57 149V151L55 150V149H52V148H54V147H52V148H46L45 150H46V152H45V150H44V152H43V150L42 151H40V152H37V151H33V152H28L27 154H29V157L28 156H26L27 154H26V152L24 151H22L23 149L22 148H16L17 150H14V155H15V157L17 156V157H21V156H23L22 154H25V157H26V159L28 160V162H30V163H28L29 164V166H31V169H33V170H31L30 168V171H31V176H32V179H31V176H30V178H28L27 180H25V179H18L17 177V173H16V168H15V165H10L9 166V168L11 169H7V171L6 170H4L2 173H1V171H0V173L2 174H0L1 176H3V177H0V178H2V180L0 179V205H1V207L2 208H0L1 209V211H0V215H3V214H6L7 215V217L12 221V223H11V221L9 220V223H10V225H11V227L13 226L15 229H16V233L19 231V233H21V234H19V236H22L21 237V240H23V238L25 237L26 238V234H24L25 233V231H26V229H27V227H28V224H26V223H28L29 222V214H27L26 213V209L24 208V205H22V202H21V199L22 198H24V197H29V198H32L33 200L35 199H37V201L39 202V203H35L34 205H32L31 207H30V210H27V212L28 211H32L31 213L32 214H30V217H32L33 216V218H31L30 220H32L33 221V225H32V221H31V225H32V228H31V231L29 232V238L28 239H30L31 238V240H28L29 241V245L31 244V246H30V253H31V255H32V259H31V264H53V261L55 260V259H53V258H56V250H54V248L56 249V247H55V244L54 243H52L51 245H52V249H50L51 248V246H49V245H46V244H44L43 242H44V238H43V236L44 237H47V236H49V238H51V239H53L54 238V240H55V237L57 238L60 234H64V233H67L68 231H69V229H70V221L72 220V219H80L81 218V213H82V211L86 208V207H89V206H93L94 204L96 205V208H98L97 210H96V214L98 213V214H100V219L102 220V221H104L102 224H104V226H103V228H107L108 227V235H109V239L110 240H113V241H115V242H124V238L125 237H134V238H136V239H138V235L139 234H141V233H147V232H154V228H158L159 230H160V228H159V220H158V218H157V216H154V215H152V216H150V214H147V215H142V216H139L138 214H131V215H129L128 216V214L126 215V212L129 210L128 209V206L123 202L122 203V205H118V206H114L112 209L114 210V209H117V210H119V213H120V215L117 217V219H116V221H115V223H114V227H112L111 229H110V218H109V215H108V212H102V210L103 209H101L100 208V206H101V203H100V198H99V196L98 195H96V197H94V198H89L88 197V193H87V190L85 189L86 187H84L83 189H82V187H83V185H81V184H84L85 182H87V184H88V182H92V183H94V184H96L97 182V180H98V178L99 177H101L100 176V174L98 173V175H93L92 174V172L90 171V170H88V166H86L85 164H89V162H87V161H89L88 159V157H89V155H94V153H95V155H99L101 152H104V150H101V149H95L96 148V142L94 143V141L93 142H91L90 143V140H89V142L87 141V135L86 136H84L83 137V139H82ZM106 140V139H105ZM122 140H125V142L124 141H122ZM128 140V141H127ZM237 140H239V141H237ZM245 140V141H244ZM123 142V146H122V142ZM173 141V142H172ZM75 142V141H74ZM121 142V143H120ZM247 142V143H246ZM90 143V144H89ZM93 143V144H92ZM121 144V146H119L120 144ZM165 143H168V145L167 144H165ZM170 143V144H169ZM176 143V145L174 146L173 144H175ZM179 143V144H178ZM143 144H145V143H141L140 144V146L138 145L137 147L135 146L134 148H135V150H140V149H142V147H145V146H147V145H144L143 146ZM163 144V145H162ZM165 144V145H164ZM235 144H236V147H235ZM72 145V144H71ZM88 145H86V147L88 146ZM171 145L172 146H174L175 148H176V146H178L176 149H174V147H172L171 148ZM184 145V146H183ZM241 145V146H240ZM249 145V146H248ZM119 146V147H118ZM160 146V147H159ZM169 146V147H168ZM238 147V148H237ZM137 148V149H136ZM178 148V149H179ZM235 148H237V149H235ZM241 148L243 149V151H241ZM47 149H48V152H50V156L48 155V152H47ZM62 149H63V147H62ZM114 149V150H115ZM158 149V150H157ZM171 149V150H170ZM240 151H239V150ZM21 150V151H20ZM50 150V151H49ZM51 150H53L52 151V156H51ZM94 152L93 154H91L90 152ZM94 150H96V151H94ZM97 150H98V152H97ZM162 150V151H161ZM244 150H245V152H244ZM55 151H56V154H55ZM62 151V152H61ZM99 151H101V152H99ZM236 151H239L240 152V155H239V153H238V155H237V152ZM16 152V153H15ZM20 152H23V153H20ZM236 152V153H235ZM32 153H34V158L36 159H34V158H32L33 156H31V154ZM36 153V154H35ZM39 153V155H38V158H37V154ZM46 153V154H45ZM235 153V154H234ZM18 154V155H17ZM19 154H21V155H19ZM44 154H45V156H44ZM54 154V155H53ZM87 154V155H86ZM89 154V155H88ZM235 155L234 157H235V159H233L234 157H232L233 155ZM242 154V155H241ZM76 155V156H75ZM40 156V157H39ZM44 156V157H43ZM28 157V158H27ZM68 157V158H67ZM243 157V159H241ZM31 158V159H30ZM244 158H246L245 160H244ZM38 159V160H37ZM238 159V160H237ZM239 159H240V162H239ZM30 160V161H29ZM87 160V161H86ZM243 160L245 161V162H243ZM40 163L41 165H39L38 163ZM216 161V162H215ZM238 163H237V162ZM41 162H43V163H41ZM87 162V163H86ZM237 163V164H236ZM240 163H241V166H239L240 165ZM251 163V164H250ZM87 164V165H88ZM215 164V165H214ZM239 164V165H238ZM246 164V165H245ZM35 165L37 166V167H39V168H37V167H35ZM39 165V166H38ZM246 166V169L244 168L245 166ZM253 165V166H252ZM42 166V167H41ZM61 166V167H60ZM86 166V167H85ZM240 168H239V167ZM242 166H243V170H246V171H244L243 172V170L241 169L242 168ZM13 167L15 168L14 170H13ZM253 167V169H251V168ZM38 170H37V169ZM127 168V169H126ZM237 168H239V169H237ZM85 169V170H84ZM145 168L144 167H142V166H140V165H138V164H135L134 166H132V167H125V169L123 168V169H120V170H118V171H116V172H114L115 173V175L113 176V174H112V178L116 181V182H118V180H119V182H124L126 185H131V184H138L139 182V184H141V181H142V178H143V180H145V173L144 172H146V170H144ZM249 169V171H250V173L251 172H255L254 173V175H253V173H251V175H253L252 177H251V175H250V177L249 176H247V175H245V176H243L244 174H250L249 173V171L247 172V170ZM255 169V170H254ZM35 170V171H34ZM88 172H87V171ZM204 170V169H203ZM5 171H6V173H5ZM14 171V172H13ZM87 172V173H85V172ZM91 173H90V172ZM120 171V172H119ZM201 171H202V169H201ZM240 171H242V172H240ZM9 172H11V174L9 173ZM118 172V173H117ZM189 172H191V173H189ZM236 172H238L239 173V175L236 173ZM247 172V173H246ZM5 173V176L3 175ZM9 173V174H8ZM107 173H109V172H106L105 173V176H109ZM244 173V174H243ZM16 174V175H15ZM143 174V175H142ZM191 174V175H190ZM238 175V177H237V175ZM241 174H243V175H241ZM9 175V176H8ZM11 175V176H10ZM14 175V176H13ZM88 177H87V176ZM8 176V177H7ZM15 176H16V179H17V181H16V183H17V186H18V188H16V191L14 190L13 191V189H12V187L9 185V180L11 179V177L14 179V180H16L15 179ZM92 176V177H91ZM85 177H87V178H85ZM91 177V178H90ZM95 177V178H94ZM97 177V178H96ZM110 177V176H109ZM109 177H107V178H109ZM116 177V178H115ZM188 177H187V179H188ZM198 177V178H197ZM5 178V179H4ZM7 178H9L8 180H6ZM106 178V177H105ZM82 179H83V181H82ZM85 179V180H84ZM90 179H91V181H90ZM95 179V180H94ZM118 179V180H117ZM20 182H19V181ZM29 180V181H28ZM128 180V181H127ZM192 180V179H191ZM5 181V182H4ZM24 181H25V183H24ZM32 183H31V182ZM135 181V183H133ZM139 181V182H138ZM3 182L6 184V185H2L3 184ZM22 182H23V184H22ZM28 182V183H27ZM84 182V183H83ZM127 182V183H126ZM128 182H130V183H128ZM137 182V183H136ZM202 182V183H201ZM27 183V185H26V190H24V185ZM30 183V184H29ZM142 183H144V181H142ZM9 185V186H8ZM21 185H23V186H21ZM3 186V187H2ZM55 186H57V187H55ZM8 187V188H7ZM22 187V188H21ZM28 187H29V189H28ZM81 187V188H80ZM101 187L103 188V186H96V190L99 192L100 190H101ZM1 188H2V190H1ZM20 188V189H19ZM55 188H59V190H58V192L52 197L50 194L52 193L51 191H53ZM98 188H99V190H98ZM6 189V190H5ZM22 189V190H21ZM7 190H9V192L7 191ZM12 190V191H11ZM2 191H5V192H2ZM8 193H7V192ZM22 193H21V192ZM28 191H30V192H28ZM16 192V193H15ZM17 192H19V193H17ZM27 192V193H26ZM6 193V194H5ZM14 193V194H13ZM30 193V194H29ZM1 194H2V196H1ZM5 194V195H4ZM17 194V195H16ZM20 194V195H19ZM23 194H24V196H23ZM12 195H14V196H12ZM6 196V197H5ZM9 196V197H8ZM22 196V197H21ZM31 196V197H30ZM3 197V199H4V201H6V202H4L3 200H1V198ZM12 197V198H11ZM14 197H16V198H14ZM38 197V198H37ZM50 197V198H49ZM52 197V198H51ZM10 198V199H9ZM42 198H43V200L44 201H42ZM5 199H7V200H10L9 202H7V200H5ZM20 199V200H19ZM39 199V200H38ZM49 199V200H48ZM51 199V200H50ZM18 200H19V202H18ZM13 201V202H12ZM15 201V202H14ZM2 202H4L3 204H2ZM48 202H50V203H48ZM7 203V204H6ZM8 203L11 205V207H10V205H8ZM16 203V204H15ZM19 203V204H18ZM21 203V204H20ZM43 203H44V205H43ZM100 203V204H99ZM4 204H6V205H4ZM41 204H42V206H41ZM36 205V206H35ZM51 206V208H49V206ZM7 206L9 207V208H7ZM46 206V207H45ZM98 206V207H97ZM120 206V207H119ZM124 206V207H123ZM126 207V208H125ZM4 208V209H3ZM12 208H13V210H12ZM21 208H23V209H21ZM50 209V210H48V209ZM120 208H121V210H120ZM125 208V209H124ZM16 209H18V210H16ZM20 209H21V211H20ZM24 209H25V211H24ZM33 209V210H32ZM5 210H7V211H5ZM9 210V211H8ZM17 212H16V211ZM123 210V211H122ZM15 211V212H14ZM23 211L25 212V213H23ZM80 211V212H79ZM14 212V213H13ZM22 212V213H21ZM38 212V213H37ZM44 212V213H43ZM45 212H47V213H45ZM100 212V213H99ZM193 212H195L194 214H193ZM3 213V214H2ZM10 213V214H9ZM11 213H13V214H17L16 216H14L13 214H11ZM34 213H36V214H34ZM41 213V214H40ZM43 213V214H42ZM51 213V214H50ZM10 215L13 217L14 216V219L13 218H11L10 217ZM45 215V216H44ZM52 215V216H51ZM51 216V217H50ZM80 218H79V217ZM26 217V218H25ZM42 217H44V218H42ZM28 218V219H27ZM36 218V219H35ZM49 219V220H48ZM52 219L54 220V221H52ZM25 220H26V222H25ZM38 220V221H37ZM28 221V222H27ZM36 221V222H35ZM43 221V222H42ZM52 221V222H51ZM196 221V222H195ZM35 222V223H34ZM213 222V223H212ZM15 223V224H14ZM45 223V224H44ZM19 224V225H18ZM25 224V225H24ZM209 224V225H208ZM15 225H17V226H15ZM12 227V228H13ZM197 227V228H196ZM198 227H199V229H198ZM203 227H205V228H203ZM222 227V226H221ZM203 228V229H202ZM99 229H101V228H99ZM223 229H225V228H223L222 227V230ZM23 230V231H22ZM33 230V231H32ZM198 230H199V232H198ZM202 230V231H201ZM61 231V232H60ZM197 231V232H196ZM221 231V228L219 227V232ZM22 232H23V234H22ZM32 232V233H31ZM57 233H58V235H57ZM60 233V234H59ZM221 233V232H220ZM32 235V236H31ZM181 237V238H183L184 237V234L183 233H179L178 234V237ZM179 237V239H181ZM218 237V238H217ZM232 237V238H231ZM43 239V240H42ZM220 241V242H219ZM215 242V243H214ZM224 242H225V244H224ZM164 243V245H168L167 243V241L165 242H163ZM230 244V245H229ZM237 244H239V245H237ZM43 245V246H42ZM47 247H45V246ZM53 245H54V247H53ZM239 246H240V248H239ZM43 247V248H42ZM50 247V248H49ZM137 247V243H135V244H130V247H129V251L130 252H132L135 248ZM242 247V248H241ZM46 248V249H45ZM237 248H239V249H237ZM22 248L20 247V249L19 250H21ZM45 249V250H44ZM48 249V250H47ZM239 250H241V251H239ZM44 251H45V253H44ZM49 251V252H48ZM53 251V253H51ZM239 251V252H238ZM237 252V253H236ZM46 254V255H45ZM49 254V255H48ZM51 254V255H50ZM229 254V255H228ZM228 255V256H227ZM49 256V257H48ZM34 257V258H33ZM53 257V258H52ZM235 257H236V259H235ZM48 258H49V260H48ZM161 261H159V262H161L162 263V259H160ZM52 261V262H51ZM108 263V262H107ZM117 263H119V262H117Z\"/></svg>",
	"mask_w": 264,
	"mask_h": 264
}]
</instances>
